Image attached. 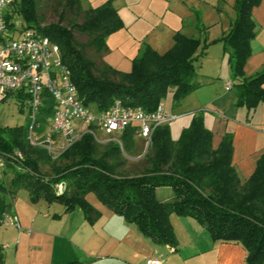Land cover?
<instances>
[{"label":"trees","instance_id":"trees-1","mask_svg":"<svg viewBox=\"0 0 264 264\" xmlns=\"http://www.w3.org/2000/svg\"><path fill=\"white\" fill-rule=\"evenodd\" d=\"M260 1L235 0V18L229 30L211 43L203 41L201 45L198 39L178 32L173 36L172 47L163 54L144 44L127 73L113 70L103 62L102 68L97 67L84 55V45H79L73 37L74 30L85 33L89 38L86 44L102 57L107 48L106 38L123 28L111 0L97 8L86 6L83 21L70 27L60 23L40 27L36 0H17L6 22L8 29L12 28L11 21L16 15L25 28H33L54 42L70 71L79 99L97 112L106 111L115 100L125 107L153 112L170 90L172 108L179 107L198 87L194 84L197 58L204 55L209 44L220 41L231 62V76L239 79L235 106L250 111L264 103V68L252 77L245 78L243 74L254 38L251 12ZM82 3L83 0L66 1L67 7L75 10H80ZM43 104L38 117L41 131L51 114L52 101L46 98ZM168 124L154 129L144 155L145 168L133 175L115 174L110 165L95 156L92 135L84 133L60 156L68 163L57 167L54 175L46 176L40 172L38 161L50 160V155L42 147L29 144L28 123L0 128V153L9 155L18 151L23 157L22 169L7 162L4 171L12 173L11 184L24 188L32 204L39 201L58 204L65 212L80 209L92 224L99 213L89 205L86 196L93 194L103 206L134 225L143 238L169 247L177 244L169 216L190 217L209 233L212 241L240 244L246 252V264H264V153L250 178L242 183L231 163V134H225L214 149L212 133L205 128L201 113L193 115L176 141L171 139ZM135 136L126 129L121 134V147L130 148ZM113 153L120 155L115 143L104 152ZM58 184L63 185L60 193ZM4 190L0 184V192ZM165 190L169 192L168 199H163ZM5 209L0 195V212ZM3 261L0 251V264Z\"/></svg>","mask_w":264,"mask_h":264},{"label":"crops","instance_id":"crops-1","mask_svg":"<svg viewBox=\"0 0 264 264\" xmlns=\"http://www.w3.org/2000/svg\"><path fill=\"white\" fill-rule=\"evenodd\" d=\"M83 1L86 6L97 8L109 0ZM111 2L123 28L106 38L108 49L102 54L101 61L121 73L130 71L132 60L139 56L144 44L163 54L172 47L173 36L178 32L198 39L201 45L203 41L211 43L227 33L235 18V0ZM251 18L254 38L250 42L251 55L243 67L245 78L264 68V0L252 9ZM199 52L200 48L195 55ZM225 54L222 42L209 44L204 56L198 57L194 64V84L198 89L203 86L202 90L209 91L213 79L206 75L208 70L216 73L217 80L222 79L225 93L221 95L214 90L206 100L210 115L203 117V123L212 133L214 149L225 134L232 135L231 163L244 183L264 153V103L250 111L234 106L235 94L231 92L239 79L231 77V62ZM205 67L212 68L204 73ZM202 77L206 80L203 81ZM228 84L230 89L226 90ZM162 104L169 114L177 117L176 120L187 115L180 108L173 112L172 90ZM190 122L191 119L183 121L179 131L187 128ZM170 135L173 141L178 139L172 135L171 129ZM133 139L144 142L140 137ZM163 194V199L170 197L168 190ZM86 200L99 213L92 224L87 222L80 209L65 212L58 204L48 205L43 201L32 204L29 197L23 203H11L8 210L17 216L20 228L0 227L3 264H145L148 259L158 260L160 264H246V252L240 244L212 241L209 233L190 217L171 214L169 221L177 244L161 246L143 238L134 225L127 224L122 217L103 206L93 194H88Z\"/></svg>","mask_w":264,"mask_h":264},{"label":"built area","instance_id":"built-area-1","mask_svg":"<svg viewBox=\"0 0 264 264\" xmlns=\"http://www.w3.org/2000/svg\"><path fill=\"white\" fill-rule=\"evenodd\" d=\"M16 1L0 0V102L9 96L16 100L23 98L22 103L28 109L26 138L29 144L52 153L54 143L67 148L81 133V136L89 133L96 139L100 132L115 140V135L129 129L145 140L147 148L154 129L177 118L166 111L162 102L153 112H145L140 107H125L119 100L102 112L84 106L71 81L70 71L61 60L59 47L33 28H25L16 15L11 21L12 28L8 29L6 17L11 15ZM229 89L228 84L226 90ZM46 98L52 101L51 114L45 125L49 136L39 141L41 125L38 117ZM115 141L120 145L119 141ZM22 159L18 151L9 155L0 153V168L5 169L8 162L20 170ZM56 188L58 193L63 190L61 184ZM2 225L20 228L17 216L7 209L0 212ZM145 264L160 262L148 259Z\"/></svg>","mask_w":264,"mask_h":264},{"label":"rangeland","instance_id":"rangeland-1","mask_svg":"<svg viewBox=\"0 0 264 264\" xmlns=\"http://www.w3.org/2000/svg\"><path fill=\"white\" fill-rule=\"evenodd\" d=\"M66 1L67 0H36L37 15L40 17V27L56 23H60V25L65 27L80 24L83 21L86 5L82 3V7L80 10L69 9L67 7ZM73 37L79 45H84L82 49L86 58L94 61L97 64V67L102 68L103 64L101 61V55L95 51L93 46L86 44L89 40L88 36L85 33H80L74 30ZM208 69H206L205 67L204 73H206ZM211 73L212 71L209 70L206 73V75H210L213 79L212 81L209 80V82L211 81L210 86L208 87L209 91L202 90L204 88L203 86L199 89L197 88V90L194 89L189 94V96L186 97L182 106L177 107L180 108L182 113L184 111V113L187 115L183 119L173 120L170 124L169 128L171 129L172 135L174 137H179V135L181 134V131H179V125L182 124L183 121L185 122L192 119V114L201 113L202 117L210 115V113L208 112L209 109L206 107V100L210 96H212L214 90H217V93L221 95L225 93V91L223 90V84L221 83L222 79L217 80L216 73H212L213 75ZM201 79L203 81L206 80L203 77ZM113 80L117 81L116 77H113ZM231 93L236 94V85L234 86L233 92ZM22 100L23 98H19L16 100L12 96H9L4 101L0 102V128H15L19 126H24L28 123V109L24 105V103H22ZM175 110L176 108H173V112ZM188 110H190V112H188ZM178 117L180 118L182 117V115H178ZM81 134L78 135L79 138L73 139L70 143L73 142L72 144H74L75 142H77L80 139ZM48 136L49 132L46 128H43L41 133L38 134L39 141H42ZM52 138L54 139L55 137L52 136ZM114 138L119 142L122 141L121 134L115 135ZM93 140L95 143V156L98 159H101L106 164L110 165L112 167V171L115 174L133 175L139 173L142 169L145 168V164L147 162L146 157L144 156L147 152L145 142L142 141L141 143H139V139L134 140L132 138V145L130 146V148L125 149L124 147H121V144L119 145L118 143H116L114 139L107 138L103 136L100 132L97 133L96 139L93 138ZM114 143L119 146L120 155H116L115 153L105 155L104 152L106 151L107 147ZM67 148L63 145L60 146L59 143H54L53 152L47 153L48 155H50V160L41 159V161H38L40 172H42L46 176H52L54 175V172L56 171L57 167H62L67 164V159L60 158L62 153ZM148 153L151 154L150 151ZM12 176L13 175L10 171H4L3 168H0V184L5 188L3 192H0V195L4 198V202L7 206V209L11 208V203H23L28 198L27 191L24 188H16L11 184Z\"/></svg>","mask_w":264,"mask_h":264}]
</instances>
